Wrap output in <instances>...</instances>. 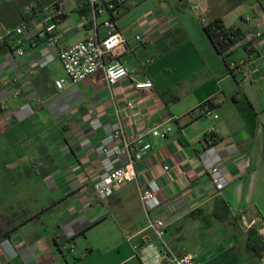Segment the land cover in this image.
Wrapping results in <instances>:
<instances>
[{"label": "crops", "instance_id": "crops-1", "mask_svg": "<svg viewBox=\"0 0 264 264\" xmlns=\"http://www.w3.org/2000/svg\"><path fill=\"white\" fill-rule=\"evenodd\" d=\"M56 1L0 0V36L4 29L29 23L25 8L30 3L49 6ZM132 1L121 0L112 12L106 9L95 17L91 0H66L61 22L62 46L91 36L104 38L109 32L128 39L113 55L131 76L113 87L100 70L76 85L66 81L64 90H57L55 80L66 74L51 70L56 63L63 70L59 61L39 68L47 52L40 43L24 38L26 55L20 57L11 40L5 39L12 50L3 45L5 40L0 42V175L17 174L22 181L0 185L13 189L9 198L0 190V222H11L6 228L0 224V264H74L70 258L77 239L107 223L129 241L138 240L141 248L138 255L115 264L137 259L138 264H157L161 246L155 245L140 198L149 180L162 187L161 213L172 252L191 253L196 264L264 263L247 249L251 221L259 232L264 228V132L245 108L255 109L254 86L264 81V5L259 3L256 10L253 0L174 2V7L196 11L199 20L193 24L181 21L174 8L134 14ZM237 5H246L244 15L235 14ZM113 18L114 26L107 27ZM216 18L246 37L262 30L256 51L248 55L236 47L220 55L205 32ZM39 22L32 23L34 32L41 28ZM138 34L153 42L137 43ZM248 60L254 65L251 81L241 83L228 65ZM147 81L152 89L136 87ZM212 99L218 118L190 116ZM95 118L101 122L98 129L92 127ZM116 125L127 140L151 142L152 149L136 163L137 179L101 200L93 187L102 172L97 149ZM166 127L172 129L166 138L153 136L155 129ZM212 128L228 181L223 190L213 186L200 159ZM87 252L85 258L94 250Z\"/></svg>", "mask_w": 264, "mask_h": 264}, {"label": "built area", "instance_id": "built-area-1", "mask_svg": "<svg viewBox=\"0 0 264 264\" xmlns=\"http://www.w3.org/2000/svg\"><path fill=\"white\" fill-rule=\"evenodd\" d=\"M169 3L181 0H166ZM93 14L97 17L103 14L105 10H114L121 0H91ZM66 0H57L49 6H41L37 2H32L25 8V14L29 19L27 25L17 27L15 29H4L0 36V42L5 39L11 40L16 45V53L20 57H25V40L30 41L33 45L40 43L45 51H47L39 61V68H46L55 61H59L66 78L55 80L54 84L57 90H64L66 81L71 84H79L89 76L102 70L105 72L106 81L109 87L115 86L121 80L131 76L128 67L119 59L115 58L113 53L119 47H126L128 39L119 32H109L104 38L91 36L87 40L79 42L71 46H62L61 42V22L66 17ZM39 19L41 28L34 32L32 23ZM106 26L112 28L114 23L108 20ZM263 36L262 30L255 31L249 39L260 38ZM137 43L146 45L153 42L150 36L138 34L135 36ZM233 74H240L243 83L251 81L252 69L254 65L252 61H243L241 63H231ZM35 70L32 71L34 73ZM10 82H5L9 84ZM138 89H152L154 87L151 81L137 83ZM18 94V93H16ZM203 105V104H202ZM201 105V106H202ZM28 108L25 106L24 109ZM129 109L134 108L133 103L128 104ZM200 106L195 110L197 113H205L206 117L218 118L215 115L216 110L205 109L199 111ZM194 111V110H193ZM92 127L98 129L101 122L98 118L92 121ZM171 127L164 130L155 129L154 137L166 138L171 132ZM217 135L216 128L208 131L206 148L200 154V159L208 170L211 183L218 190L227 187L228 181L222 173L223 157L217 149L216 145H211ZM210 143V144H209ZM152 149L151 142H143L141 139L134 141L127 140L124 136L121 126L116 125L111 134H109L97 149V153L101 160L102 172L99 178L94 182V191L98 198L106 200L112 197L115 190L129 182L137 179L136 163L143 160ZM169 169L168 166L165 167ZM162 187L156 180H149L140 192V198L144 209L148 216V228L155 236V245L161 246L156 251L157 264H196L195 256L191 253L178 255L172 252L166 245L168 234V225L165 217L161 213L163 201L160 196ZM254 222L248 226L251 227ZM261 235H264V228L261 229ZM138 255L141 251L139 246H134ZM128 264V263H122ZM264 264V263H263Z\"/></svg>", "mask_w": 264, "mask_h": 264}, {"label": "rangeland", "instance_id": "rangeland-1", "mask_svg": "<svg viewBox=\"0 0 264 264\" xmlns=\"http://www.w3.org/2000/svg\"><path fill=\"white\" fill-rule=\"evenodd\" d=\"M138 1V2H135ZM132 1L134 4L133 12L134 14H142L156 8L167 9L174 8L175 14L179 17L184 23H195L199 20V17L196 14V11L192 7H188L186 10L174 7L175 3H169L166 0H135ZM251 1V0H248ZM255 3L256 10L260 9L259 3L264 5V0H253ZM138 3V4H137ZM237 11L235 14L241 13L244 15L246 13V5H237ZM239 54H243V51H239ZM237 57V56H236ZM56 69V70H55ZM51 70L56 71L57 73H63L60 65L58 63L51 65ZM254 97H255V109L245 106L248 113L252 116L251 120H255V124L259 126L264 132V81L259 82L254 86ZM215 120L211 117H206L205 120ZM12 181L13 184H22V181H19L17 174H1L0 175V185L3 187L2 182ZM11 185H5V188H0L3 190L1 195H6L7 198L12 196L13 189H10ZM2 222H0L1 224ZM11 222H4V227H9ZM138 244V240L129 241L128 237L123 236L119 233V230L110 226L108 223L104 224L91 233L89 232L86 238L81 237L76 241V250L74 255L71 256V261L74 264H115L121 258L127 255L135 254L134 245ZM87 249H93L94 253L89 257L87 256ZM80 261V262H79ZM130 261V260H129ZM138 259L135 262L130 264H138Z\"/></svg>", "mask_w": 264, "mask_h": 264}, {"label": "trees", "instance_id": "trees-1", "mask_svg": "<svg viewBox=\"0 0 264 264\" xmlns=\"http://www.w3.org/2000/svg\"><path fill=\"white\" fill-rule=\"evenodd\" d=\"M112 22L115 23V18L112 19ZM205 32L208 35L212 45L220 55L231 54L233 52V49L236 47H242L248 55H251L256 51V38L249 39V37H246L245 34L240 30L228 29L221 18L212 20L205 27ZM3 45H6L9 50H12V47L9 44L8 40H5L3 42ZM228 68L233 73L230 65H228ZM234 75L241 76L240 74ZM241 83L243 82L241 81ZM207 108L211 111L216 109L215 99H212L200 106V109L202 111ZM190 116L206 117V114H198L197 111L194 110L190 113ZM207 137L208 136H206V139ZM212 140L213 141L211 142V145H216L219 141V138L216 135L214 138H212ZM207 143L208 142L206 141V144ZM249 221H251V218H249ZM247 249L250 253L254 254L255 257L261 260L264 259V236L260 234L257 224H253L248 228Z\"/></svg>", "mask_w": 264, "mask_h": 264}]
</instances>
